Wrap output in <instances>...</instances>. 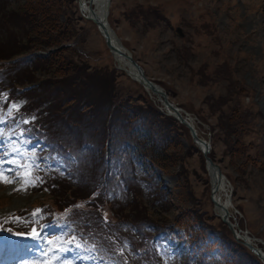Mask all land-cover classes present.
Wrapping results in <instances>:
<instances>
[{
    "label": "rangeland",
    "instance_id": "rangeland-1",
    "mask_svg": "<svg viewBox=\"0 0 264 264\" xmlns=\"http://www.w3.org/2000/svg\"><path fill=\"white\" fill-rule=\"evenodd\" d=\"M24 4L25 0H10L5 8L11 12ZM56 10L59 21L52 32L57 43L49 45L44 38L43 42L35 40L37 53L63 49V70L70 67V74L79 71L85 80V74L92 73L91 82L98 84L100 91L111 89L118 99L152 107L146 111L161 120L159 126L168 120L165 127L170 129L169 148L160 154L153 152L149 144L151 155L139 168V174L148 179L141 188L143 216L157 223V228H174V236L167 243L169 253L158 255L160 263L188 264L192 252L183 246L181 238L185 226L194 220L198 222L194 231L205 233L210 246L207 264H262L229 242L233 234L214 207L206 160L188 129L169 119L155 97L117 68L119 63L102 35L82 17L78 0H58ZM110 17L122 44L144 67L147 76L165 89L171 101L193 119L201 137L211 143L210 157L220 165L231 186L237 210L233 212L232 207L231 212L237 224L264 240V0H111ZM13 27L17 39L26 41L25 31ZM34 76L42 79L43 72L34 71ZM103 79L108 82L105 90ZM24 102H18L20 107ZM10 107L4 106L0 112L6 114ZM9 123L6 117L0 130L9 132ZM18 133L0 141V152H10L12 146H18L21 152L35 150L36 146L24 147ZM43 143L41 140L37 145ZM49 145L46 151L56 147ZM43 157L42 169L65 166L59 153L45 152ZM3 158L24 160L18 153ZM5 168L16 165L6 164ZM6 174L15 179L12 173ZM151 179L164 190L162 195L154 191ZM20 187V183H0V245L12 240L21 242L16 235H5L30 230L33 225L42 236H63L67 227H46L57 220H47L53 196L36 186L16 191ZM37 209L41 211L33 217ZM15 217L21 220L17 222ZM178 221L180 225L175 224ZM4 237L5 241L1 240ZM22 243V247L32 245L21 259L38 254L42 259L39 264H43L50 258L41 253L47 245L32 240ZM257 244L264 249V243ZM56 255L61 259L54 264H62L63 260L73 264L88 262L76 259L75 252Z\"/></svg>",
    "mask_w": 264,
    "mask_h": 264
},
{
    "label": "trees",
    "instance_id": "trees-1",
    "mask_svg": "<svg viewBox=\"0 0 264 264\" xmlns=\"http://www.w3.org/2000/svg\"><path fill=\"white\" fill-rule=\"evenodd\" d=\"M9 1L0 0V92L8 89L12 98L19 94L27 98L23 111L41 115L39 134L54 143L62 156L71 154L77 160L74 163L66 158L70 178L55 172L46 184L53 196V211L63 214L71 209L68 216L79 223L87 239L93 242L91 234L99 239L102 229L103 235L111 236L116 246L124 248L122 256L111 250L103 253L109 264H161L154 248L155 237L168 234L170 229L167 225L157 228V223L143 216L141 188L147 179L139 174V168L151 155L149 144L160 154L169 148L168 120L159 126L161 120L146 111L152 107L118 99L111 89L100 91L98 84L91 82L92 73L85 74V80L79 71L70 74V67L63 70V49L37 53L35 40L57 43L52 31L59 21L58 0H25L23 7L11 12L5 8ZM13 26L25 31L26 41L17 39ZM38 70L43 72L42 79L34 76ZM102 83V89H107L106 79ZM45 104L48 106L43 108ZM150 183L162 195L159 185L152 179ZM78 204L84 207L76 208ZM115 207L118 211L113 213ZM103 212L108 213L107 225L102 223ZM197 223L193 220L183 229V243L194 252L190 261L209 250L205 233L194 231ZM229 241L244 249L231 236Z\"/></svg>",
    "mask_w": 264,
    "mask_h": 264
},
{
    "label": "snow or ice",
    "instance_id": "snow-or-ice-1",
    "mask_svg": "<svg viewBox=\"0 0 264 264\" xmlns=\"http://www.w3.org/2000/svg\"><path fill=\"white\" fill-rule=\"evenodd\" d=\"M0 99H7V94H0ZM20 105L18 103H12L10 109H8L7 113L0 112V123L6 122V117H12L13 111L15 110L18 112ZM35 117H31V119H25L21 117L19 120H13V123L19 127L20 125L31 123ZM30 131L27 129H20L18 133L20 136H24L25 132ZM16 129L12 128L9 132H5L0 130V141H3L5 137L9 139L11 136L16 135ZM29 141L25 140V143ZM3 145L0 144V147ZM12 153H18L20 156L24 157L23 162H21L18 158H13L11 160L4 159L3 157H7ZM43 162V158L38 157L35 151L29 152L27 150L21 152L18 146H12L10 152H0V183L5 185H10L14 183H20L21 187L16 189V191H26L28 187L36 186L39 183H43V178L35 175L34 173L39 171H50L51 166L49 165L48 168H41V163ZM16 165V168H5V165ZM19 169V170H17ZM6 173H12L15 179L10 178V176ZM62 174V173H61ZM98 193H94L93 195H97ZM111 196V193H109ZM76 208H83V204H78L75 206ZM41 210H35L32 215L33 217L37 216V214ZM71 209L66 210L62 216H67ZM102 223L107 225L109 223L108 220V213H102ZM21 220L20 217H15V221L19 222ZM46 227H67L71 229V224H64L62 223L61 219H57L54 223L47 225ZM17 235H28L32 239L37 240L43 245H47V247L41 248L42 256L50 257L43 261V264H54V262L58 259H61L60 256L56 255L57 252L59 253H66V252H75V253H88V255H77L76 259L80 260H96V261H104L105 257L103 255L106 251H113L118 252L120 255H123L124 248L118 247L115 244V241L111 236L103 235V230L101 229L100 238L97 239L96 234H91L93 236V242L91 244L88 243L87 239L81 237L79 240L75 235H71L68 239H64L61 236H54L49 237L47 235L42 236L41 231L38 230L36 227H32L31 231L28 233H17ZM107 244V248L105 247ZM33 264H39V262H33ZM62 264H73V261L70 260H63Z\"/></svg>",
    "mask_w": 264,
    "mask_h": 264
},
{
    "label": "water",
    "instance_id": "water-1",
    "mask_svg": "<svg viewBox=\"0 0 264 264\" xmlns=\"http://www.w3.org/2000/svg\"><path fill=\"white\" fill-rule=\"evenodd\" d=\"M101 1V12H97L95 8H93L94 2L92 0L89 1L88 8L86 11L88 12L87 18L91 19L99 28L101 34L103 35L106 45L109 48L114 59L121 58L124 61L125 67H121L118 65V68L124 70L132 79L140 83L145 90L151 94L156 96L157 100L162 104L163 110L169 116L177 119L181 124L185 125L189 131L193 142L203 153L206 160V168L209 174L210 183H211V200L214 204L216 211L218 212L219 217L222 219L224 223L227 224L228 228L231 230L235 239L245 245L251 252H253L259 259L264 261V252L261 248L257 247L252 239L249 237L247 231H242L230 220V209L225 204V201L222 202L218 197V192L222 188L224 190L225 195V187L227 191V199L231 201V192L228 190L227 180L223 171L219 164H217L211 157L210 152L212 150L211 143L205 139H203L194 123L191 119H188L184 116L182 109L175 105L169 99L167 92L158 84L154 83L151 79H149L146 75L145 69L143 66L139 64V62L133 57L132 53L124 48L118 40L114 39L110 31V27L107 21L109 14V6L110 0H100ZM82 8H86L85 4L81 3Z\"/></svg>",
    "mask_w": 264,
    "mask_h": 264
},
{
    "label": "bare ground",
    "instance_id": "bare-ground-1",
    "mask_svg": "<svg viewBox=\"0 0 264 264\" xmlns=\"http://www.w3.org/2000/svg\"><path fill=\"white\" fill-rule=\"evenodd\" d=\"M89 1L90 0H80V3H83V4H85V6H86V9L88 8V6L87 5H89L88 3H89ZM93 2H94V5H93V8H95V10L98 12H101V1L100 0H92ZM83 14L84 15H86L87 14V12L86 11H83ZM112 29V28H111ZM113 30V29H112ZM116 61L119 63V65L121 66V67H125L126 68V66L124 65V61L121 59V58H118V59H116ZM226 188L227 187H225V195H224V190L221 188L220 189V191L218 192V197H219V199L222 201V202H224L225 200V204H226V202H227V205H228V207H229V209H230V213H231V217H232V212H231V208L233 207V205H232V203L230 204L229 202H230V199H227V191H226ZM231 201H232V199H231Z\"/></svg>",
    "mask_w": 264,
    "mask_h": 264
}]
</instances>
